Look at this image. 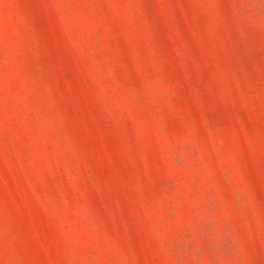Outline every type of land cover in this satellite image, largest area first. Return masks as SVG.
<instances>
[{"label":"rangeland","instance_id":"374dc122","mask_svg":"<svg viewBox=\"0 0 264 264\" xmlns=\"http://www.w3.org/2000/svg\"><path fill=\"white\" fill-rule=\"evenodd\" d=\"M0 264H264V0H0Z\"/></svg>","mask_w":264,"mask_h":264}]
</instances>
